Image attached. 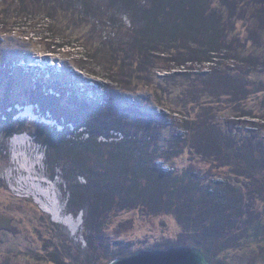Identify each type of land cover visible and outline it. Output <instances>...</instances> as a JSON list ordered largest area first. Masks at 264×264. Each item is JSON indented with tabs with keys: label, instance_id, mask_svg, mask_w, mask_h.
I'll use <instances>...</instances> for the list:
<instances>
[{
	"label": "rangeland",
	"instance_id": "obj_1",
	"mask_svg": "<svg viewBox=\"0 0 264 264\" xmlns=\"http://www.w3.org/2000/svg\"><path fill=\"white\" fill-rule=\"evenodd\" d=\"M161 3L0 0V264L194 243L210 264H264V1L185 0L205 12L175 31L152 16ZM19 135L75 231L28 193Z\"/></svg>",
	"mask_w": 264,
	"mask_h": 264
},
{
	"label": "trees",
	"instance_id": "obj_2",
	"mask_svg": "<svg viewBox=\"0 0 264 264\" xmlns=\"http://www.w3.org/2000/svg\"><path fill=\"white\" fill-rule=\"evenodd\" d=\"M262 1H264V0H256V3H260V2H262ZM184 2H185V0H180V1H176V0H162V3L160 4V5H158L155 9H154V11H153V13H152V16H156V18H158V20H159V22L161 23L160 25L162 26L163 24L165 25L164 26V28H167V27H169V28H171L172 30H174L175 31V28H176V25L178 26V27H182V26H180V20H183V21H185V22H187L186 20L187 19H193L194 18V16H196V15H199V13H201V16L204 14V10H205V4H195V5H193L192 4V6H193V8L189 5V6H186L185 4H184ZM185 18H187V19H185ZM151 19H153V17H149V19H148V21H149V24H150V20ZM155 19V18H154ZM168 20H172L173 21V25H171V26H166V22L168 21ZM189 21V20H188ZM153 23L154 22H152V25H153ZM176 24V25H175ZM204 24L205 25H209L210 26V24H208V22L207 21H204ZM187 26V25H186ZM187 28L189 29V26H187ZM191 29V28H190ZM174 31H171L170 33H173V34H175L174 33ZM189 31V30H188ZM192 32H194V33H196V31L195 30H192ZM212 32L213 33H215L216 32V28H215V26H212V27H210V29H208V30H206V40H203L202 42H200V45L202 46V53H212L213 51H214V49H210V45L211 44H214V43H217L218 44V42H217V40H215V38H213V36H212ZM5 110V107L3 108V111ZM13 114H15V111L12 109V111L11 112H9V113H5V112H3V115L4 116H7V117H11ZM56 119V118H55ZM57 120V119H56ZM68 124L70 123V122H67ZM99 128V127H98ZM97 128V129H98ZM64 130H67V129H64ZM108 129L106 130V132H99L98 134H96V135H102V134H108ZM60 132H62V139H63V136H65V135H67V134H69L67 131H60ZM116 132L117 133H121V132H123V131H121V130H116ZM14 133V132H13ZM57 133V132H56ZM59 134V133H58ZM123 138H125V140H127L128 139V142H133L134 140H135V138L136 137H129L127 134H123ZM122 138V139H123ZM95 139V138H94ZM47 140V142H50V143H52V137L49 135V137L46 139ZM65 142V141H64ZM124 142V141H123ZM154 168L155 167H152V166H149V172H152V171H155L154 170ZM94 170V169H93ZM161 173H163L162 171H161ZM161 173H160V175H161ZM94 174H95V172L94 171H90V170H87L85 167H84V165H82V171H80V173L78 174V175H80V176H82L83 178H85V184H84V187L85 186H91V184H92V181L94 180ZM96 178H97V176H96ZM95 184V183H94ZM93 184V185H94ZM161 187V186H160ZM96 188V187H95ZM161 189H162V191H164V188H162L161 187ZM71 202V201H70ZM68 203H69V200H68ZM82 204V203H81ZM81 208H83V206L81 205V207L77 210V211H75L74 213V215H76L78 212H81ZM73 217H75V216H73ZM258 222V221H257ZM204 226H208V225H206V224H204ZM260 232H262L260 229H258V232H257V234H260ZM210 238V237H209ZM194 244H196L195 246H196V249H198V250H201L202 251V253L204 254V255H206L207 256V259L209 260V255L207 254V250H206V248L204 247V246H202V245H197V243H194ZM200 247H202V248H200ZM128 255V254H127ZM210 262H211V260H210Z\"/></svg>",
	"mask_w": 264,
	"mask_h": 264
},
{
	"label": "bare ground",
	"instance_id": "obj_3",
	"mask_svg": "<svg viewBox=\"0 0 264 264\" xmlns=\"http://www.w3.org/2000/svg\"><path fill=\"white\" fill-rule=\"evenodd\" d=\"M27 141V137L24 135H19V136H14L11 139V146L13 149V158H18L19 159V168L24 172L28 173V178L26 180L27 186L29 185V194L33 195L36 203L39 205L40 209L48 213L55 222H58L60 224H63L67 228H69L71 231H75V229L78 226V222L80 220V217L76 220V222L70 223L69 221L71 220L70 218H64L61 213V208L59 205L56 203V198L52 193H50L51 189L48 187V192L46 191V187H42L41 184H48L46 182H43L39 178L31 176V167L35 166V162H30L27 161V156L24 154L23 151L16 150L15 148H20L23 146L25 147V143ZM27 143V142H26ZM27 177V176H26ZM39 179V180H37ZM20 182H24L23 179L20 180ZM45 197L43 200L37 197V195ZM67 217V216H66ZM74 218V217H73Z\"/></svg>",
	"mask_w": 264,
	"mask_h": 264
},
{
	"label": "water",
	"instance_id": "obj_4",
	"mask_svg": "<svg viewBox=\"0 0 264 264\" xmlns=\"http://www.w3.org/2000/svg\"><path fill=\"white\" fill-rule=\"evenodd\" d=\"M107 264H210V262L194 247H171L165 250H138L123 258L112 259Z\"/></svg>",
	"mask_w": 264,
	"mask_h": 264
}]
</instances>
